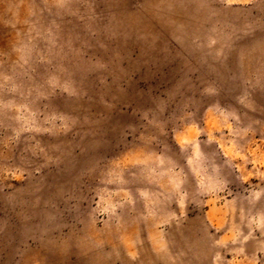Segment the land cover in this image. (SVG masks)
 I'll list each match as a JSON object with an SVG mask.
<instances>
[{"label": "rangeland", "instance_id": "1", "mask_svg": "<svg viewBox=\"0 0 264 264\" xmlns=\"http://www.w3.org/2000/svg\"><path fill=\"white\" fill-rule=\"evenodd\" d=\"M0 264H264V0H0Z\"/></svg>", "mask_w": 264, "mask_h": 264}]
</instances>
